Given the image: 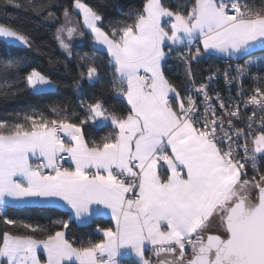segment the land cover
Masks as SVG:
<instances>
[{
  "label": "snow or ice",
  "instance_id": "1",
  "mask_svg": "<svg viewBox=\"0 0 264 264\" xmlns=\"http://www.w3.org/2000/svg\"><path fill=\"white\" fill-rule=\"evenodd\" d=\"M3 5L55 27L65 61L48 63L76 60L79 99L0 120V264H264V2L142 0L115 20L107 0ZM82 40L111 73L74 53ZM0 41L39 48L23 25L0 23ZM13 53L0 52L5 99L56 87ZM213 58L227 66L198 79ZM32 208L66 212L9 215ZM73 224L100 238L76 241Z\"/></svg>",
  "mask_w": 264,
  "mask_h": 264
},
{
  "label": "trees",
  "instance_id": "2",
  "mask_svg": "<svg viewBox=\"0 0 264 264\" xmlns=\"http://www.w3.org/2000/svg\"><path fill=\"white\" fill-rule=\"evenodd\" d=\"M20 3H26L27 0H19ZM68 0H59V3L65 4ZM90 2H95V0H90ZM111 5L106 9L109 19H119L122 13L128 12L131 8L138 7L142 0H107ZM257 6H259L264 0H254ZM0 23L6 24H15L23 25L25 28H28L32 31V34L36 38L37 45L39 48L33 49H23L19 46H10L5 42L0 41V52L9 51L12 53L13 47L16 49V53L21 56H25L28 60V63L32 67H36L40 70L46 72L53 80L56 81V87L54 89L48 90L41 94H34L31 91L25 89L24 92L15 98L5 99L0 95V120H11L14 118V114L21 112L32 107L38 108L40 110L47 111L48 106L54 104H65L71 102L73 106L76 105L79 94L73 87L74 78L77 76L76 71V60L66 61L70 71H65L64 63H60L56 66H51L48 63L50 56L59 58L62 62L65 61L64 56L61 53V50L57 47L54 39L53 33L55 27L49 25L46 22L41 21L36 17L31 11L24 9H17L12 6H4L3 0H0ZM85 52L95 54L100 57L104 62L105 69L111 73V69L107 67V54L106 51L100 50L95 51L93 44L90 40L80 41L74 48V53L83 54ZM222 60L213 58L207 62V64H201L198 66V79L199 72L203 69H206L208 65H220ZM170 65V76L179 82L183 79L182 69L178 67L175 61H169ZM2 84V82H0ZM23 87V85H21ZM3 91V88H0V92ZM85 93L91 95L93 91L99 92V87L97 89H91L85 86ZM109 103L119 107L120 101L112 99ZM79 111V110H78ZM92 131V129H89ZM111 131V128H105L98 135H104L107 132ZM66 212V209L56 208L53 210H41L40 208H32L29 210H13L9 212V215L13 218L25 219L32 223H40L46 225L48 219L51 216L55 218V214H63ZM66 218V217H65ZM110 219L108 217L102 218V223H107ZM73 239L78 242L86 243L89 240H97L100 238V234L95 232L94 226H77L75 224L71 227V233Z\"/></svg>",
  "mask_w": 264,
  "mask_h": 264
},
{
  "label": "built area",
  "instance_id": "3",
  "mask_svg": "<svg viewBox=\"0 0 264 264\" xmlns=\"http://www.w3.org/2000/svg\"><path fill=\"white\" fill-rule=\"evenodd\" d=\"M237 62H239V63H243V60H240V61H233L232 63H233V66L235 65V63H237ZM227 66V61H225V60H222V62H221V64L220 65H218L217 67H220V68H224V67H226ZM222 84H223V81L221 80L220 82H219V84H218V87L219 86H222Z\"/></svg>",
  "mask_w": 264,
  "mask_h": 264
},
{
  "label": "crops",
  "instance_id": "4",
  "mask_svg": "<svg viewBox=\"0 0 264 264\" xmlns=\"http://www.w3.org/2000/svg\"><path fill=\"white\" fill-rule=\"evenodd\" d=\"M98 47V46H97ZM253 54H257L256 56H258L259 54H261L259 51L254 52ZM259 57V56H258ZM256 58V57H255ZM245 59H247V57H245ZM110 219V217H108Z\"/></svg>",
  "mask_w": 264,
  "mask_h": 264
},
{
  "label": "rangeland",
  "instance_id": "5",
  "mask_svg": "<svg viewBox=\"0 0 264 264\" xmlns=\"http://www.w3.org/2000/svg\"><path fill=\"white\" fill-rule=\"evenodd\" d=\"M257 54H253V58H255V57H258V56H260L261 54H259L258 56H256Z\"/></svg>",
  "mask_w": 264,
  "mask_h": 264
},
{
  "label": "water",
  "instance_id": "6",
  "mask_svg": "<svg viewBox=\"0 0 264 264\" xmlns=\"http://www.w3.org/2000/svg\"><path fill=\"white\" fill-rule=\"evenodd\" d=\"M8 45V44H7ZM17 46H19V45H17ZM19 47H22V46H19Z\"/></svg>",
  "mask_w": 264,
  "mask_h": 264
}]
</instances>
